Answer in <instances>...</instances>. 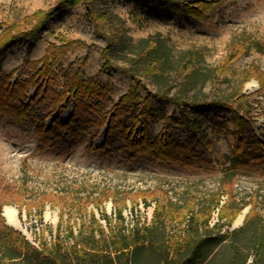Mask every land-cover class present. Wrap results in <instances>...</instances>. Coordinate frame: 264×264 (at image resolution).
Wrapping results in <instances>:
<instances>
[{"label": "rangeland", "instance_id": "rangeland-1", "mask_svg": "<svg viewBox=\"0 0 264 264\" xmlns=\"http://www.w3.org/2000/svg\"><path fill=\"white\" fill-rule=\"evenodd\" d=\"M205 1L215 3L195 17L151 7L144 0H94L93 9L107 15L99 30L80 2L47 19L31 42L19 35L1 49L0 204L7 225L3 209L10 205L25 231L9 226L35 245L43 237H54L61 214L75 219V233L92 212L107 230L100 213L105 211L115 222L110 198L99 206L87 202L80 210L76 203L110 189L127 197L124 226L130 228L138 218L141 223L151 221L161 190L172 202L169 235L179 237L197 219V242L203 250L204 234L209 235V264H228L231 241L241 247L238 259H252L244 246L248 230L224 238L216 230L204 232L202 211L225 175L232 177V189L221 195L210 215L211 226L218 224L219 233L232 231L243 225L245 216L239 225L235 220L252 204L264 211V149L251 144L254 139L264 142V0ZM55 5V0H0V35L9 26L15 28L13 34L30 29L34 11ZM147 38L159 40L154 56L158 74L150 71L153 57L144 54ZM69 40L75 44L54 61L47 81L51 91L41 100L46 79L34 76L35 84L30 85L33 62L44 56L49 44ZM78 68L84 78L94 79L96 92L85 99L86 108L65 132L57 124L67 123L72 115L73 95L67 87ZM16 81L24 86L12 88ZM131 85L139 96L105 140L109 115ZM239 90L247 100L234 102ZM148 92L153 96L141 118ZM232 109L244 117L239 128ZM135 117L139 121L133 128ZM51 126V131H44ZM241 137L249 161L234 166ZM128 138L142 141L130 146ZM160 138L171 143L161 152ZM226 203L248 204L229 221V216L219 214Z\"/></svg>", "mask_w": 264, "mask_h": 264}, {"label": "trees", "instance_id": "trees-1", "mask_svg": "<svg viewBox=\"0 0 264 264\" xmlns=\"http://www.w3.org/2000/svg\"><path fill=\"white\" fill-rule=\"evenodd\" d=\"M94 0H55L56 5L46 10H36L29 18L35 20V24L28 30L22 31L20 34H13L12 26L7 27L0 35V51L9 42L13 44L19 35H23L29 42L33 40L37 31L50 17L56 16L62 8L75 6L83 2L86 4V15L93 22L94 27L99 30L102 23L106 21L107 15L104 12H98L91 6ZM148 6L163 7L172 12L190 14L195 17H201L215 2L197 0L189 2L188 0H144ZM196 4V6L194 5ZM159 40L154 38L144 39L143 50L146 56L153 57L150 71L158 74V58L157 51ZM75 44L73 40H69L62 45L49 44L45 50L44 56L38 61L33 62L34 74L31 76L34 83V76L46 79V89L41 98H47L51 88L47 81H51V71L54 61L64 55L66 51ZM107 60V56L102 55ZM20 83V84H19ZM24 86L22 82H15L12 88ZM95 81L92 77L84 78L81 68H78L68 80L67 91L73 95V112L67 123L58 122V126L68 132L69 123L77 122L81 110L85 109V99L93 97L95 94ZM26 86V83H25ZM263 86V83H262ZM139 96L136 91V86L131 85L124 92L114 105V113L109 115L107 122V130L105 140L109 139L110 132L115 128V122L124 112L131 111L135 99ZM153 94L148 92L144 98V104L139 112V116L144 118L147 112V106ZM234 100H247V95L239 90L236 93ZM172 100L177 101L175 97ZM233 100V98H232ZM234 125L239 128V121L244 119L243 115L238 111L233 110ZM133 128L137 124L138 117H135ZM170 121L167 117L166 122ZM43 126H41L42 128ZM44 131H51L53 128ZM132 130V129H131ZM129 137V136H128ZM252 140L251 144H259L264 149V142L257 139ZM130 146L140 144V141L130 142ZM244 138L238 139V145L235 149L234 160L232 164H245L249 161L242 151ZM159 151H164L171 146L169 141L160 138L157 140ZM236 158V159H235ZM238 160V161H237ZM231 176L225 175L220 183V188L215 196L211 199L210 206L204 211L203 226L204 232L212 233L216 230L219 237L224 238L227 235H236L244 230L249 231L245 248L250 249L252 259L248 262V255L237 258L241 253L240 245L231 241L228 247V264H264V211L256 208L255 203L251 205L249 211L245 215L243 225L232 231L225 230L219 233L221 228L218 224L210 225L209 219L212 211L220 204V197L223 194L229 195L231 192L232 183ZM161 198H155L153 217L149 223L140 222L138 218L132 227L124 226L123 209L126 207L127 197L118 196L114 191L105 189L97 191L96 195L87 199L82 197L76 203L77 210L86 207V203L90 202L99 206L105 199L110 198L116 208L115 222L108 216L105 211L100 213V218L106 222L107 230L100 223L92 212L89 219L82 220L80 226L75 233L73 230V222L75 219L68 216L64 218L63 214L59 216L55 235L52 239L47 240L42 238L37 245L30 242L19 230L7 225L1 215L0 204V264H209L207 261V246L209 245V235L204 234V250L201 248V243L197 242L200 223L195 219L194 226H189L184 229L179 237L173 238L168 234L167 222L172 220L171 199L165 192L159 191ZM154 194V193H153ZM42 196V195H41ZM118 196V197H117ZM157 196V195H156ZM71 202L76 199L68 198ZM40 201V200H39ZM145 203H147L144 198ZM248 203L241 205H231L226 203L219 208L220 217L229 216V221L238 214L241 209ZM133 205H136L134 202ZM180 216V215H179ZM240 257V256H239ZM237 259V260H236Z\"/></svg>", "mask_w": 264, "mask_h": 264}, {"label": "bare ground", "instance_id": "bare-ground-1", "mask_svg": "<svg viewBox=\"0 0 264 264\" xmlns=\"http://www.w3.org/2000/svg\"><path fill=\"white\" fill-rule=\"evenodd\" d=\"M245 211L242 212L235 220V224L239 225L243 219V217L245 216ZM3 215L7 221V223L15 228L21 229L22 231H25L24 226L22 225V223L17 220V218L14 216V208L10 205H7L4 207L3 209Z\"/></svg>", "mask_w": 264, "mask_h": 264}]
</instances>
